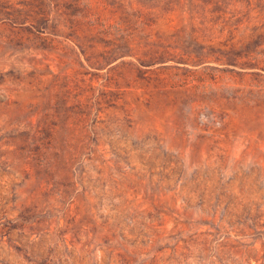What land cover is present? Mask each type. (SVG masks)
I'll list each match as a JSON object with an SVG mask.
<instances>
[{
    "label": "rangeland",
    "instance_id": "obj_1",
    "mask_svg": "<svg viewBox=\"0 0 264 264\" xmlns=\"http://www.w3.org/2000/svg\"><path fill=\"white\" fill-rule=\"evenodd\" d=\"M0 264H264V0H0Z\"/></svg>",
    "mask_w": 264,
    "mask_h": 264
}]
</instances>
